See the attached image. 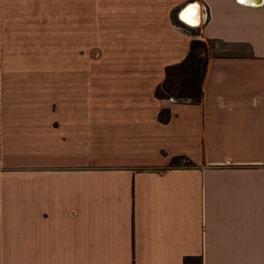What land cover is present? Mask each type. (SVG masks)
<instances>
[{"label": "crops", "instance_id": "crops-1", "mask_svg": "<svg viewBox=\"0 0 264 264\" xmlns=\"http://www.w3.org/2000/svg\"><path fill=\"white\" fill-rule=\"evenodd\" d=\"M87 1L0 0V264H264V0H105L103 89ZM192 37L246 51L208 59L200 102L154 97Z\"/></svg>", "mask_w": 264, "mask_h": 264}, {"label": "trees", "instance_id": "trees-1", "mask_svg": "<svg viewBox=\"0 0 264 264\" xmlns=\"http://www.w3.org/2000/svg\"><path fill=\"white\" fill-rule=\"evenodd\" d=\"M172 19L175 22H179L175 12L172 15ZM213 42H220L226 45L220 40L192 37L185 56L179 62L164 66L163 78L153 89L154 97L158 99L172 97L176 102H189L192 104L200 102L202 97L201 82L208 59L232 54L211 52L214 48ZM169 117L170 112L167 107L159 109L156 116L160 123H166ZM181 161L183 163H180ZM191 164L188 158L183 155L173 156L169 161L170 167L189 166ZM182 264H200V257L197 255L184 256Z\"/></svg>", "mask_w": 264, "mask_h": 264}, {"label": "rangeland", "instance_id": "rangeland-1", "mask_svg": "<svg viewBox=\"0 0 264 264\" xmlns=\"http://www.w3.org/2000/svg\"><path fill=\"white\" fill-rule=\"evenodd\" d=\"M94 1H95L94 2L95 3L94 5V9H95V17H94L95 44L94 46L95 48L93 49L90 48L88 50L87 48L82 49L80 46L79 55L80 57H85V56L95 57L94 88L103 89V88H106L107 86L104 79H105L106 71H108L109 69V66L106 62V58H108L109 56L108 44L112 42L108 31H110L111 28L118 27L119 23H118L117 18L111 17L109 16V14H107V6H106L105 0H94ZM86 8H88V1L79 0V11L81 12V15L85 13L83 16H80L81 22L83 20L86 21V11H87ZM185 31L193 34V33H197L198 28L185 27ZM212 44L214 48L211 50V52H214V53H226V52L227 53H240V52L246 51V49L243 48V46H239V45H224V44H221L220 42H213ZM117 84L118 85L124 84L125 86L127 82L125 81L122 83L118 82ZM134 85L135 86L133 87L140 88L145 94H147V91H150L151 89L149 82H147L146 80L138 81L137 83H134ZM170 101L176 102L173 98ZM93 117L90 118V120L93 121L94 124H107V123H104L105 121L103 119L102 112L96 111ZM148 118H150L149 115H148ZM113 124H118V122L113 123ZM180 163H183V162L181 161Z\"/></svg>", "mask_w": 264, "mask_h": 264}, {"label": "bare ground", "instance_id": "bare-ground-1", "mask_svg": "<svg viewBox=\"0 0 264 264\" xmlns=\"http://www.w3.org/2000/svg\"><path fill=\"white\" fill-rule=\"evenodd\" d=\"M243 2H246V3H256V4H260L261 2H262V0H243ZM195 5H198V4H194L193 6H195ZM198 7V6H197ZM190 8V7H189ZM199 8V7H198ZM184 14H185V12H180L179 13V15H180V17L185 21V22H187V21H189V22H191V23H193V24H191V25H195V26H197V25H199L198 23L200 22V19L197 17V18H195L194 20H188L187 18H186V20L183 18V16H184ZM188 23V22H187Z\"/></svg>", "mask_w": 264, "mask_h": 264}, {"label": "water", "instance_id": "water-1", "mask_svg": "<svg viewBox=\"0 0 264 264\" xmlns=\"http://www.w3.org/2000/svg\"><path fill=\"white\" fill-rule=\"evenodd\" d=\"M239 1H241V0H239ZM192 3H194V1L188 2L187 4H185L184 6H182V7L180 8V10H182L185 6L190 5V4H192ZM253 4H254V3H253ZM255 4H256V3H255ZM180 10L177 12V18L180 19L182 22H184L185 24H187V25H189V26H195V25H191L190 23H186V22L180 17V15H179Z\"/></svg>", "mask_w": 264, "mask_h": 264}, {"label": "built area", "instance_id": "built-area-1", "mask_svg": "<svg viewBox=\"0 0 264 264\" xmlns=\"http://www.w3.org/2000/svg\"><path fill=\"white\" fill-rule=\"evenodd\" d=\"M238 1H239V0H238ZM168 99H169V100H171V99H172V97H169Z\"/></svg>", "mask_w": 264, "mask_h": 264}, {"label": "snow or ice", "instance_id": "snow-or-ice-1", "mask_svg": "<svg viewBox=\"0 0 264 264\" xmlns=\"http://www.w3.org/2000/svg\"><path fill=\"white\" fill-rule=\"evenodd\" d=\"M241 2H243V0H241ZM189 11H191V10H189Z\"/></svg>", "mask_w": 264, "mask_h": 264}]
</instances>
